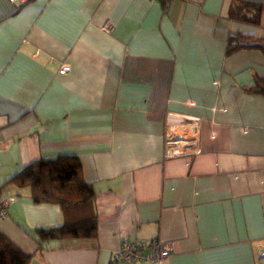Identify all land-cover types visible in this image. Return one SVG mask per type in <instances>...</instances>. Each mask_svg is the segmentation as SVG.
Listing matches in <instances>:
<instances>
[{
	"label": "crops",
	"instance_id": "crops-1",
	"mask_svg": "<svg viewBox=\"0 0 264 264\" xmlns=\"http://www.w3.org/2000/svg\"><path fill=\"white\" fill-rule=\"evenodd\" d=\"M239 3L264 7L0 0V231L31 264H115L126 235L170 243L164 264H264V95L250 90L264 51L228 52L264 40V8L255 22L232 15ZM169 141L184 152L168 157ZM63 154L95 190L97 236L39 250L34 231L62 209L6 182Z\"/></svg>",
	"mask_w": 264,
	"mask_h": 264
},
{
	"label": "trees",
	"instance_id": "trees-1",
	"mask_svg": "<svg viewBox=\"0 0 264 264\" xmlns=\"http://www.w3.org/2000/svg\"><path fill=\"white\" fill-rule=\"evenodd\" d=\"M252 8L256 12L247 17ZM262 5L239 3L232 8V15L259 22ZM254 39L252 37L248 38ZM259 47L264 51V40L250 44L231 43L228 52L240 48ZM264 95V78H258L250 88ZM6 184L31 189L32 200L36 203L48 202L60 205L63 222L48 228H37L34 237L42 250L43 242L50 240H92L97 236V213L94 204L95 190L83 176V166L77 155L63 154L55 158L38 159L15 173ZM34 253L26 252L0 231V264H31Z\"/></svg>",
	"mask_w": 264,
	"mask_h": 264
},
{
	"label": "built area",
	"instance_id": "built-area-1",
	"mask_svg": "<svg viewBox=\"0 0 264 264\" xmlns=\"http://www.w3.org/2000/svg\"><path fill=\"white\" fill-rule=\"evenodd\" d=\"M31 0H10L12 3L25 5ZM171 0H166L169 5ZM106 32L112 31V26L108 23L102 27ZM71 70V65L67 62H62L59 67V73L66 74ZM184 151L179 149L176 145H172L169 141L167 146V156H179ZM0 215L4 216L6 207L8 205L7 199L0 201ZM173 246L168 242H162L159 239L153 238L149 241H136L129 236H124L120 247L113 254V263L118 264H133L137 262H149L151 264H164L166 258L172 253Z\"/></svg>",
	"mask_w": 264,
	"mask_h": 264
}]
</instances>
